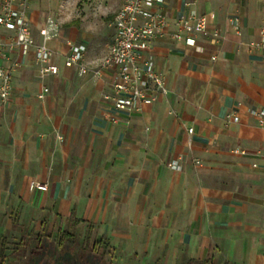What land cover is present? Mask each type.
I'll list each match as a JSON object with an SVG mask.
<instances>
[{
    "label": "crops",
    "instance_id": "1",
    "mask_svg": "<svg viewBox=\"0 0 264 264\" xmlns=\"http://www.w3.org/2000/svg\"><path fill=\"white\" fill-rule=\"evenodd\" d=\"M62 1L28 7L37 42L49 20L58 26L57 74L41 75L34 48H10L1 28L0 61L13 66L0 100L1 242L71 221L145 264H264V124L250 112L264 105V0H165L156 9L169 25L151 53L168 92L133 111L106 97L111 70L65 64L70 43L89 61L106 54L123 0H83L72 18ZM210 12L194 45L173 37L179 17Z\"/></svg>",
    "mask_w": 264,
    "mask_h": 264
},
{
    "label": "built area",
    "instance_id": "2",
    "mask_svg": "<svg viewBox=\"0 0 264 264\" xmlns=\"http://www.w3.org/2000/svg\"><path fill=\"white\" fill-rule=\"evenodd\" d=\"M163 2L165 0H123L112 20L115 27L114 37L108 44L106 54L97 60L86 59L85 44L70 43L71 49L65 59L67 66L77 67L81 74L92 71L96 78L101 77L107 70L113 72L112 91L106 97L111 99L118 110H140L144 102L155 101L160 95L168 92L165 75L157 69L151 53L152 40L164 36L169 25L166 15L156 9ZM29 3L30 0H0V32L1 28L12 31L8 42L10 48L18 47L24 51L34 48L36 58L41 63V75L57 74L58 66L51 61L52 51L48 40L57 35L58 26L53 20H49L40 30L43 40L37 42L28 16ZM213 17V12L181 16L177 19V27L172 35L174 38L185 35L187 44L194 45V36L207 32ZM213 34L217 36L219 29L214 28ZM12 76L13 66L4 65L0 61L2 102H7L11 97ZM48 90V87H44L40 96L43 97ZM250 112L260 124H264V105L253 108ZM232 115L229 117L237 119V116ZM192 131L193 128H189V132ZM168 164L178 167L176 162ZM29 187L32 190H47L48 184L33 179Z\"/></svg>",
    "mask_w": 264,
    "mask_h": 264
},
{
    "label": "rangeland",
    "instance_id": "3",
    "mask_svg": "<svg viewBox=\"0 0 264 264\" xmlns=\"http://www.w3.org/2000/svg\"><path fill=\"white\" fill-rule=\"evenodd\" d=\"M82 4L83 0H63L60 9H64L63 14L67 18L81 17L84 14ZM64 230L74 233L67 241L69 249H61L58 244V237ZM38 235L43 241L40 249L36 248ZM6 236L9 240L5 264H145L135 259L134 255L118 251L113 246L102 248L100 252L93 251V243L101 238V234L93 232L88 225L77 226L71 221H60L52 228L26 227L21 233ZM19 241L22 244L19 245ZM16 244L17 249L14 247Z\"/></svg>",
    "mask_w": 264,
    "mask_h": 264
},
{
    "label": "trees",
    "instance_id": "4",
    "mask_svg": "<svg viewBox=\"0 0 264 264\" xmlns=\"http://www.w3.org/2000/svg\"><path fill=\"white\" fill-rule=\"evenodd\" d=\"M73 235L74 233L67 231V230H64L62 232V234L58 237V244L61 247V249H69L70 246H69V242L67 241L71 239ZM42 243H43L42 237L38 235L36 248L37 249L42 248ZM18 244L19 245L22 244V241H19ZM110 246L111 244L104 237H101L100 239L94 241L92 249L93 251L100 252L102 248H107ZM14 247L17 249L18 248L17 244L14 245ZM36 248L34 250H36ZM7 249H8V241L6 237H3L1 245H0V264L6 263ZM188 264H192V263L190 262Z\"/></svg>",
    "mask_w": 264,
    "mask_h": 264
}]
</instances>
